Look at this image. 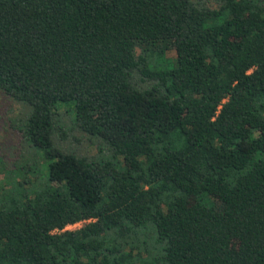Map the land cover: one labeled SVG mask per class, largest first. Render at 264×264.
<instances>
[{
	"label": "trees",
	"instance_id": "obj_1",
	"mask_svg": "<svg viewBox=\"0 0 264 264\" xmlns=\"http://www.w3.org/2000/svg\"><path fill=\"white\" fill-rule=\"evenodd\" d=\"M0 92V264H264V0H0Z\"/></svg>",
	"mask_w": 264,
	"mask_h": 264
},
{
	"label": "rangeland",
	"instance_id": "obj_2",
	"mask_svg": "<svg viewBox=\"0 0 264 264\" xmlns=\"http://www.w3.org/2000/svg\"><path fill=\"white\" fill-rule=\"evenodd\" d=\"M168 57L175 58L174 52L168 53ZM61 112L65 113V110L62 109ZM23 113L24 107L21 104L14 102L4 92H0V159L2 165L8 170L13 169L15 164L21 162L23 157L27 155L21 145L20 134L13 126ZM63 121L67 123L69 120L64 117ZM90 152L93 153L94 151ZM3 177L4 172L1 169L0 181ZM5 187L8 188L9 186Z\"/></svg>",
	"mask_w": 264,
	"mask_h": 264
},
{
	"label": "built area",
	"instance_id": "obj_3",
	"mask_svg": "<svg viewBox=\"0 0 264 264\" xmlns=\"http://www.w3.org/2000/svg\"><path fill=\"white\" fill-rule=\"evenodd\" d=\"M82 223H76L73 225H68L67 227H65L64 230H75L78 229L81 226Z\"/></svg>",
	"mask_w": 264,
	"mask_h": 264
}]
</instances>
